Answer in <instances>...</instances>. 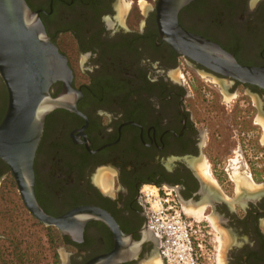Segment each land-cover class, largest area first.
I'll list each match as a JSON object with an SVG mask.
<instances>
[{
	"label": "flooded vegetation",
	"instance_id": "flooded-vegetation-1",
	"mask_svg": "<svg viewBox=\"0 0 264 264\" xmlns=\"http://www.w3.org/2000/svg\"><path fill=\"white\" fill-rule=\"evenodd\" d=\"M24 1L72 75L69 106L45 117L32 166L36 203L62 222L30 213L0 160V264H89L114 247L103 214L140 246L120 264L149 258L157 241L143 231V184L171 188L198 221L207 264H264V89L178 54L159 33L158 0ZM178 24L238 66H264V0H195ZM61 93L54 83L51 97ZM7 100L0 79V122ZM12 188L43 240L8 223Z\"/></svg>",
	"mask_w": 264,
	"mask_h": 264
},
{
	"label": "water",
	"instance_id": "water-1",
	"mask_svg": "<svg viewBox=\"0 0 264 264\" xmlns=\"http://www.w3.org/2000/svg\"><path fill=\"white\" fill-rule=\"evenodd\" d=\"M193 1L156 2L161 37L178 54L228 78L264 89V66H238L233 57L216 44L189 34L179 26V12ZM0 79L8 94L6 110L0 122V160L12 172L28 211L45 225L60 229L62 220L46 216L36 203L32 166L45 117L55 109L69 106L67 95L72 92V75L66 58L49 40L38 14L24 0H0ZM56 82H61L62 93L51 97L50 88ZM103 217L114 233V247L109 254L89 264H120L136 260L139 244L122 234L105 214ZM143 231L146 237L153 239L145 226ZM152 258H158L157 253L138 264Z\"/></svg>",
	"mask_w": 264,
	"mask_h": 264
},
{
	"label": "built area",
	"instance_id": "built-area-1",
	"mask_svg": "<svg viewBox=\"0 0 264 264\" xmlns=\"http://www.w3.org/2000/svg\"><path fill=\"white\" fill-rule=\"evenodd\" d=\"M139 198L146 230L157 241L162 264H207L198 221L183 214L171 188L143 184Z\"/></svg>",
	"mask_w": 264,
	"mask_h": 264
},
{
	"label": "rangeland",
	"instance_id": "rangeland-1",
	"mask_svg": "<svg viewBox=\"0 0 264 264\" xmlns=\"http://www.w3.org/2000/svg\"><path fill=\"white\" fill-rule=\"evenodd\" d=\"M3 201H4L3 202L4 208L5 210H9L8 215L10 214L9 217H11V220H9L8 223L18 222V224H20L21 226L26 225V227L27 228L29 227L31 231L33 232L31 236L29 237L30 240H35V239L38 241L43 240L42 232L39 230L38 227L34 228V226L36 225L32 223L33 222L32 218L29 216L27 211L24 209L20 201L19 194L14 188H12L7 194H5ZM36 246L38 249L39 246L38 245ZM34 259L36 263L38 264H49V262H45L48 259L47 257H44V256L41 257V255H37V257H34ZM33 262H34L33 260H29L28 258H26V261L24 262V264H32Z\"/></svg>",
	"mask_w": 264,
	"mask_h": 264
},
{
	"label": "bare ground",
	"instance_id": "bare-ground-1",
	"mask_svg": "<svg viewBox=\"0 0 264 264\" xmlns=\"http://www.w3.org/2000/svg\"><path fill=\"white\" fill-rule=\"evenodd\" d=\"M149 264H161V262H160L159 258H154L152 262H149Z\"/></svg>",
	"mask_w": 264,
	"mask_h": 264
},
{
	"label": "clouds",
	"instance_id": "clouds-1",
	"mask_svg": "<svg viewBox=\"0 0 264 264\" xmlns=\"http://www.w3.org/2000/svg\"><path fill=\"white\" fill-rule=\"evenodd\" d=\"M250 10H254V6L253 7H251V9Z\"/></svg>",
	"mask_w": 264,
	"mask_h": 264
}]
</instances>
